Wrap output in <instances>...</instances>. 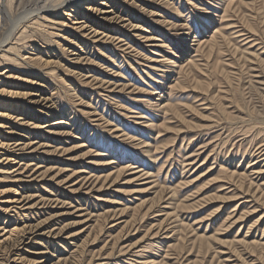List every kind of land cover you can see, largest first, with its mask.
<instances>
[{
	"label": "rangeland",
	"instance_id": "1",
	"mask_svg": "<svg viewBox=\"0 0 264 264\" xmlns=\"http://www.w3.org/2000/svg\"><path fill=\"white\" fill-rule=\"evenodd\" d=\"M0 123V264H264V0H0Z\"/></svg>",
	"mask_w": 264,
	"mask_h": 264
},
{
	"label": "bare ground",
	"instance_id": "2",
	"mask_svg": "<svg viewBox=\"0 0 264 264\" xmlns=\"http://www.w3.org/2000/svg\"><path fill=\"white\" fill-rule=\"evenodd\" d=\"M54 6L53 5H51V8H53ZM55 8V7H54ZM50 9V8H49ZM69 15V14H68ZM108 17H103V20H106V22L108 21V19H107ZM80 28H82V29H85V27H83V26H80ZM93 31H95L96 32V30H94L93 29ZM40 97V96H39ZM44 100V102H46L45 104H44V106L46 107V108H48V109H51L55 104H54V102L53 103H50V102H52V100H50V99H47V98H43L42 100L41 99H38L36 102L37 103H39V102H41V101H43ZM51 104V105H48V104ZM42 105V104H41ZM43 106V107H44ZM59 123V122H58ZM3 125L0 123V128L2 127ZM3 140L4 139H1L0 140V150H2V149H5V150H7V149H9L11 146H10V144H6L5 142H3ZM5 155H7V154H5ZM10 158L11 157H9V156H7L6 157V159H9L10 160ZM1 161V160H0ZM9 201V200H8ZM11 201V200H10ZM9 201V202H10ZM8 202V203H9ZM13 202H18V200H14ZM13 202H10V203H13ZM13 208L12 207H9L8 208V206L6 205V207H4V209H2L1 208V210H5V212H8V210H12ZM11 217H13L12 215H11ZM10 218V217H9ZM12 219H10V221H11ZM9 221V220H8ZM23 228H21V229H19L18 227H14V228H12L11 230H7V231H9L10 232V234L12 235V234H14V233H18V232H20L21 230H22ZM27 227L25 228V231L23 232V233H20V235H23L22 237L20 236L19 238H18V240H17V243L18 244H20V245H24V246H28V243H26L25 244V240L26 239H24V237L26 236L25 234H27ZM30 230H32V229H30ZM11 239V237H8V238H6L5 240H10ZM28 239H30V238H28ZM15 250V249H14Z\"/></svg>",
	"mask_w": 264,
	"mask_h": 264
}]
</instances>
